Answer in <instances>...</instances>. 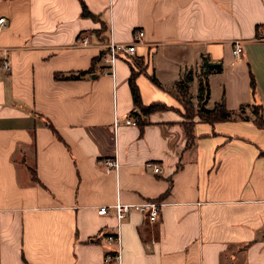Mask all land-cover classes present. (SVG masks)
Here are the masks:
<instances>
[{
	"label": "crops",
	"instance_id": "0c3cea01",
	"mask_svg": "<svg viewBox=\"0 0 264 264\" xmlns=\"http://www.w3.org/2000/svg\"><path fill=\"white\" fill-rule=\"evenodd\" d=\"M1 16L0 264H264V128L196 113L188 146L177 86L191 71L196 110L225 96L231 110L245 105L238 114L252 104L264 113V0H0ZM136 28L143 43L114 74L102 57L94 65L103 43H129ZM133 68L143 104L166 108L136 107ZM150 200L163 201L156 220L98 213ZM115 251L121 259L106 261Z\"/></svg>",
	"mask_w": 264,
	"mask_h": 264
},
{
	"label": "trees",
	"instance_id": "16d2710c",
	"mask_svg": "<svg viewBox=\"0 0 264 264\" xmlns=\"http://www.w3.org/2000/svg\"><path fill=\"white\" fill-rule=\"evenodd\" d=\"M83 11H82V15L83 16H91L93 18H96V14L93 13L91 11L90 8H88L87 4L85 2H83L82 5ZM106 51L103 49L101 50V53L96 56L94 58V65L97 64V62L101 59L102 55L105 53ZM222 66L219 65V67H217V69L221 68ZM93 71V66L90 69L87 70H81V71H77V72H72V73H62V72H57L55 74V77L58 78H64V79H72V78H80L83 75L87 74V72ZM138 74V71L133 68V71L131 73V76L129 78L130 80V87H131V92L133 95V99H134V103L136 105V107L138 109H140V111L147 115V113L152 112L154 110H162L163 108H166V104L165 103H159V102H152L149 103L147 105L143 104L142 102V95L140 94V90H139V86L137 84V80H136V76ZM152 79L156 80L154 78V76H151ZM193 78V74L190 71L189 73H187L182 80H179L177 82V86L179 91L183 94L184 96H189V99H186L187 103L185 105V103L183 104L184 107L186 108V116H188L189 119H187V121H184V126H185V132H186V137L188 138V146H192L194 141H195V134H194V121L191 120L192 119V115L194 114H199L200 118L204 119L205 121H210L212 123L214 122H218L221 120H229V119H236V118H242V119H248V116H244L242 114H238V112H240L241 110L243 111L244 106L245 105H241L240 110H231L228 108V106H226L225 103V96H223L221 98V101L217 102L213 108H200L198 110H196V108L193 107V105L190 104V102H192L191 100V95H189V83L190 81H192ZM251 85L252 87H255V77L251 74ZM209 90V84L207 81H204L203 79L200 82L199 85V97L200 99H205L206 97V93ZM184 100V98H183ZM253 108H254V113H256V116L253 117L252 120H254L255 124H257V126L264 128V113H263V106L260 104H252ZM144 124V122L142 123ZM263 156H264V151L262 152ZM34 172V170H33ZM35 175V172H34ZM170 188H168V190L165 192L164 195H162L160 198H165V195L170 191ZM162 201V200H159Z\"/></svg>",
	"mask_w": 264,
	"mask_h": 264
},
{
	"label": "built area",
	"instance_id": "2783aa9c",
	"mask_svg": "<svg viewBox=\"0 0 264 264\" xmlns=\"http://www.w3.org/2000/svg\"><path fill=\"white\" fill-rule=\"evenodd\" d=\"M5 24V17L1 16L0 17V25ZM144 33L145 30L141 28H136L133 32V39L129 42H121V41H114L110 40L106 43H103L104 50L106 51L103 55L102 58L104 61L108 64L109 66V71L114 74L115 70V63L120 57H129L131 54H134L136 52V47L138 44L143 43V38H144ZM81 44L86 46L91 44L90 39L86 36L82 37L81 39ZM234 53L238 58L242 57V54L244 52V47L241 39H236L234 41ZM0 68L1 69H6L8 70L10 68V61L8 58H4L0 60ZM127 124H136L137 120L132 119V118H127L125 121ZM107 166L117 168L118 167V162L117 160L111 159V158H106L104 161ZM146 167H151L154 169L156 172H162V167L157 164L156 162L149 161L146 163ZM163 201L159 200H150V201H144L141 203H136V204H131V203H124L118 201L114 205H101L98 208V213L100 214H107L109 211L113 210L114 213H116V216L118 218V221L120 222L121 219H123L130 210L132 209H139L142 212H145L149 218V220H156L159 217V209L162 206ZM110 240H114L115 242L119 243L120 242V234L115 233V234H110L109 236ZM106 261L110 259H115V260H120V252L115 251V252H109L108 255H106Z\"/></svg>",
	"mask_w": 264,
	"mask_h": 264
},
{
	"label": "rangeland",
	"instance_id": "374dc122",
	"mask_svg": "<svg viewBox=\"0 0 264 264\" xmlns=\"http://www.w3.org/2000/svg\"><path fill=\"white\" fill-rule=\"evenodd\" d=\"M186 99H189V96L188 95L187 96H184L183 104L185 103V105L187 103ZM190 104L193 105V102H190ZM193 107L196 108L195 106H193ZM254 112H255L254 111V108H253V106H251L250 109H247L244 112V114L247 115V116H249V117H251V116L254 117V116H256V113H254Z\"/></svg>",
	"mask_w": 264,
	"mask_h": 264
},
{
	"label": "water",
	"instance_id": "95a60500",
	"mask_svg": "<svg viewBox=\"0 0 264 264\" xmlns=\"http://www.w3.org/2000/svg\"><path fill=\"white\" fill-rule=\"evenodd\" d=\"M205 63H206V67L216 66L217 64H219V63H216V62L209 61L207 57L205 59Z\"/></svg>",
	"mask_w": 264,
	"mask_h": 264
}]
</instances>
